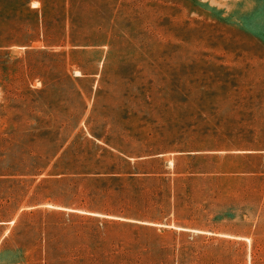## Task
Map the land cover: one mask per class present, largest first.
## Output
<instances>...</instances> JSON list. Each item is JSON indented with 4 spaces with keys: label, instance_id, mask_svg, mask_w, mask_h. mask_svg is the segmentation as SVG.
Masks as SVG:
<instances>
[{
    "label": "rangeland",
    "instance_id": "obj_1",
    "mask_svg": "<svg viewBox=\"0 0 264 264\" xmlns=\"http://www.w3.org/2000/svg\"><path fill=\"white\" fill-rule=\"evenodd\" d=\"M180 152L158 219L89 196ZM0 264H264V0H0Z\"/></svg>",
    "mask_w": 264,
    "mask_h": 264
},
{
    "label": "trees",
    "instance_id": "obj_2",
    "mask_svg": "<svg viewBox=\"0 0 264 264\" xmlns=\"http://www.w3.org/2000/svg\"><path fill=\"white\" fill-rule=\"evenodd\" d=\"M211 157L214 156L180 152L175 155L171 171L165 169L161 154L138 156L133 160L118 156L117 162L106 166L103 174L97 171L100 176L87 178L89 196L95 203L105 206L102 211L106 216L158 219L166 212L173 195L171 180L188 183L208 173L207 168L200 165ZM180 160H185L188 168L180 169ZM176 189H179L177 184Z\"/></svg>",
    "mask_w": 264,
    "mask_h": 264
}]
</instances>
